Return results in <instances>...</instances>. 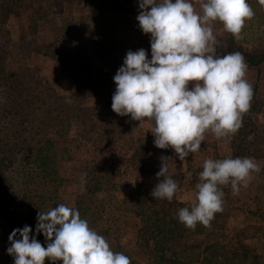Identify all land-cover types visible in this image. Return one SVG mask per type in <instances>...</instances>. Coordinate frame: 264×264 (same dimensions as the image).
I'll list each match as a JSON object with an SVG mask.
<instances>
[{"label": "rangeland", "instance_id": "1", "mask_svg": "<svg viewBox=\"0 0 264 264\" xmlns=\"http://www.w3.org/2000/svg\"><path fill=\"white\" fill-rule=\"evenodd\" d=\"M112 1L135 9L126 13L123 28L117 29L115 47L112 42L101 47L105 37L97 41L92 0H19L20 9L15 8L19 16L0 23V68H5L7 78L17 83L28 79L56 103L63 99L69 106L79 104L75 112L79 119L65 127L73 147L57 163L61 182L45 209L59 204L79 208L81 218L131 264H264V2L248 0L255 15L245 22L239 38L225 32L219 22L212 25L220 42L216 52H240L248 66L245 78L254 95L244 126L227 140L207 132L201 149L181 161L171 147L154 145L150 121L140 123L112 111L113 77L127 52L144 49L151 58L150 34L142 32L136 19L139 0ZM2 2L7 8L8 0ZM193 3L199 11L197 0ZM121 16L119 9L117 17ZM0 83V150L9 151L12 110L5 82ZM52 139L57 147L62 145L57 134ZM236 157L254 158L261 171L253 173L238 194H233L230 184L221 186L223 211L209 226L185 227L178 211L196 203L195 185L204 161ZM163 162L178 184L171 201L151 196L162 179L156 174ZM82 178L87 181L83 191ZM21 182V175L14 173L0 179V226L29 225L30 235L46 247L43 233L36 232L38 213L25 210ZM142 201H148L144 208ZM151 206L154 210H149ZM162 208L169 219L158 220L157 225L167 223L158 230L155 218L148 215ZM8 257L10 261H5ZM0 264H14V259L0 252Z\"/></svg>", "mask_w": 264, "mask_h": 264}, {"label": "clouds", "instance_id": "2", "mask_svg": "<svg viewBox=\"0 0 264 264\" xmlns=\"http://www.w3.org/2000/svg\"><path fill=\"white\" fill-rule=\"evenodd\" d=\"M197 2L199 11L193 0H139L136 19L142 32L150 34L151 58L144 49L129 50L113 77L112 111L140 123L150 121L154 145L171 147L181 161L201 149L209 131L218 140L236 134L254 95L245 78V57L240 52L217 55L220 42L212 26L219 22L225 32L239 38L245 22L255 15L253 8L248 0ZM260 171L250 157L206 159L195 185L196 203L178 211L179 222L189 229L198 223L209 226L214 215L223 211L221 186L230 184L233 194H238L240 186ZM156 175L162 179L151 196L171 201L178 184L164 162ZM86 183L82 178V191ZM37 221L36 232L43 233L47 246L30 235L31 227L14 229L6 250L14 264H45L46 260L50 264H131L72 207L59 204L38 212Z\"/></svg>", "mask_w": 264, "mask_h": 264}, {"label": "trees", "instance_id": "3", "mask_svg": "<svg viewBox=\"0 0 264 264\" xmlns=\"http://www.w3.org/2000/svg\"><path fill=\"white\" fill-rule=\"evenodd\" d=\"M2 1L4 0H0V23L8 20L10 16L18 14L15 12H19V10L15 8L20 6H16L19 0H8L6 8L5 3ZM112 2V0H92L91 2L94 19L97 22V41L102 42L103 37L107 40L100 45L101 47L107 46V42H109L108 44L112 42L113 47L117 45V29L123 28V24L127 20L126 13L133 14L135 10L132 4L127 9L124 5L121 6ZM13 4L15 5L14 8L12 7ZM21 6V8H25L24 5ZM18 8L20 9V7ZM119 9H121L123 17H117ZM16 16H19V14ZM216 54L226 55L222 51H217ZM250 60L253 62L255 57H250ZM1 78L3 81L0 80V82H5L7 101H9L12 110L9 113L12 126L8 143L13 147L9 151L0 150V179L12 173L21 175L22 196L27 203L25 210L30 213L46 212L49 208L45 209V207L48 206V202H52L56 189L61 182L56 170L57 163L60 159L65 158L66 151H70L73 147L70 146L72 141L68 138L69 129L65 127L71 128L72 122L79 119L77 113H75L79 108V104L76 103L73 106L70 105V107L69 103L63 99L60 103H56V98L42 96L40 94L42 90L37 91L38 85L36 86L28 79L19 83L15 80H9L4 67L0 68ZM19 85L23 87H19ZM74 118L77 120H74ZM54 134H57L58 140L62 142L61 146L66 140L65 147L56 146L52 139ZM147 202L145 201L146 204H148ZM142 203L141 205L144 208L145 203L143 201ZM78 210L80 213L79 208ZM149 210L154 209L151 206ZM148 218H155L154 224H156L158 230H160V226L164 227L167 224L165 222L169 219L163 208L161 211H155L154 216L148 215ZM158 220H164L165 222L157 225ZM24 226L22 222L7 227L0 226V234L4 235L3 238H0V252H7V248L11 246L9 236L12 231L17 228L22 229ZM199 226L206 228L202 224H199ZM5 261H10V257Z\"/></svg>", "mask_w": 264, "mask_h": 264}]
</instances>
